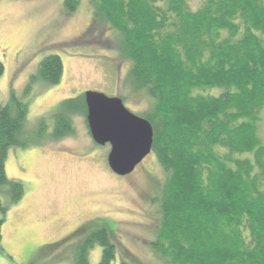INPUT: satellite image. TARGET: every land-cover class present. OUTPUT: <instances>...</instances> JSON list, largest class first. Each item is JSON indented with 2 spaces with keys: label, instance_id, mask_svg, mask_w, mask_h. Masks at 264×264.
I'll list each match as a JSON object with an SVG mask.
<instances>
[{
  "label": "trees",
  "instance_id": "obj_1",
  "mask_svg": "<svg viewBox=\"0 0 264 264\" xmlns=\"http://www.w3.org/2000/svg\"><path fill=\"white\" fill-rule=\"evenodd\" d=\"M89 1L94 23L113 32L130 64L124 85L147 102L136 115L154 130L164 181L151 201L159 212L151 250L161 264H264V0H205L196 11L192 0ZM79 4L65 2L71 13ZM4 71L0 62V77ZM62 77L61 58L50 56L30 86ZM28 113L15 97L0 104V188L12 205L25 188L7 177L9 151L74 136L73 117L87 116V106L84 95L62 101L47 136L48 120L31 128ZM0 210L1 233L7 208ZM114 234L113 221L93 230L73 264H90L98 245L99 264H114Z\"/></svg>",
  "mask_w": 264,
  "mask_h": 264
},
{
  "label": "rangeland",
  "instance_id": "obj_2",
  "mask_svg": "<svg viewBox=\"0 0 264 264\" xmlns=\"http://www.w3.org/2000/svg\"><path fill=\"white\" fill-rule=\"evenodd\" d=\"M205 0H192L198 10ZM66 0H0V104L15 97L29 107L28 124L51 119L62 101L88 91L108 97L125 98L134 114L147 107L144 97L124 85L130 64L120 58L117 39L107 26L96 25L89 0H79L69 12ZM50 56L63 63L59 85L41 81L32 84L40 64ZM75 135L60 141L22 150L12 148L6 160L8 179L24 185L23 199L12 205L7 188H0V207L7 208L1 228L0 264H73L77 242L84 234L59 246L51 243L75 228L87 224L88 230L102 228L113 221L117 248L114 264L134 260L133 264H161L151 250L154 216L158 207L151 201L164 181V174L151 154L125 178L108 166L110 146L96 145L87 116L73 117ZM264 142V121L259 130ZM44 138V137H43ZM0 210V220L4 217ZM101 246L89 255L90 264H99Z\"/></svg>",
  "mask_w": 264,
  "mask_h": 264
},
{
  "label": "water",
  "instance_id": "obj_3",
  "mask_svg": "<svg viewBox=\"0 0 264 264\" xmlns=\"http://www.w3.org/2000/svg\"><path fill=\"white\" fill-rule=\"evenodd\" d=\"M84 98L87 122L94 143L100 147L109 145L111 148L107 158L110 170L121 178L132 175L152 154V125L132 113L120 97L88 91Z\"/></svg>",
  "mask_w": 264,
  "mask_h": 264
},
{
  "label": "flooded vegetation",
  "instance_id": "obj_4",
  "mask_svg": "<svg viewBox=\"0 0 264 264\" xmlns=\"http://www.w3.org/2000/svg\"><path fill=\"white\" fill-rule=\"evenodd\" d=\"M28 150V149H27ZM91 222L87 223V224H83L77 228H75L74 230L68 232L67 234H65L64 236H61V238L55 240L54 242H51V243H45V244H40L39 247L43 246V245H51V246H59V245H62L64 242L68 241V240H71L72 238L74 237H77V236H80L82 235L83 233H85L84 235V238L81 240V241H78L77 242V248L83 244L87 238L93 233V231H89L88 230V225L90 224Z\"/></svg>",
  "mask_w": 264,
  "mask_h": 264
}]
</instances>
